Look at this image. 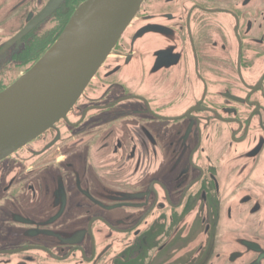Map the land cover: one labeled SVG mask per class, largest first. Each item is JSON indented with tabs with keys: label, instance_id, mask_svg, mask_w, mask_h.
<instances>
[{
	"label": "flooded vegetation",
	"instance_id": "1",
	"mask_svg": "<svg viewBox=\"0 0 264 264\" xmlns=\"http://www.w3.org/2000/svg\"><path fill=\"white\" fill-rule=\"evenodd\" d=\"M83 1L0 0V92ZM0 264H264V0H143L0 160Z\"/></svg>",
	"mask_w": 264,
	"mask_h": 264
},
{
	"label": "water",
	"instance_id": "2",
	"mask_svg": "<svg viewBox=\"0 0 264 264\" xmlns=\"http://www.w3.org/2000/svg\"><path fill=\"white\" fill-rule=\"evenodd\" d=\"M142 1L81 2L38 61L0 92V160L66 116Z\"/></svg>",
	"mask_w": 264,
	"mask_h": 264
}]
</instances>
